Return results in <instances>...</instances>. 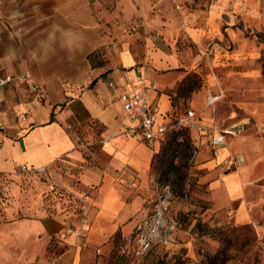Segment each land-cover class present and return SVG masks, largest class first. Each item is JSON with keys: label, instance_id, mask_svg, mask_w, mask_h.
<instances>
[{"label": "crops", "instance_id": "crops-1", "mask_svg": "<svg viewBox=\"0 0 264 264\" xmlns=\"http://www.w3.org/2000/svg\"><path fill=\"white\" fill-rule=\"evenodd\" d=\"M147 2L153 3L136 0L140 23L147 30L170 26L168 20L150 14ZM105 5V0H3L0 5V74H25L38 88L34 92L23 83L0 92V130L9 135L1 141L0 173H15L20 166L30 171L45 168L48 183L86 199L88 205V223L80 230V240L63 235L69 248L51 264H88L94 249L105 247L115 235L127 239L136 230L151 208L153 160L160 140L148 145L139 136L122 134L120 96L130 91L136 76H142L151 86L150 106L159 120L169 121L173 115L169 92L183 78L170 41L168 55L139 44L137 37L113 43L101 31L112 19ZM252 7L239 0L206 1L187 11L186 30L200 44L218 41L224 34L235 37L237 22L251 16L247 8ZM168 28L162 35L172 40ZM99 51L101 62L92 65L88 57ZM238 74L256 79L248 70ZM204 94V88L193 93L188 108L176 117L192 110L205 127L214 126L217 117L205 108ZM194 138L195 164L203 172L200 181L210 190L212 209L229 210V219L236 223H252L256 201L250 182L259 171L225 169L230 157L243 161L242 156L231 155L238 152L240 141L227 138V147L213 157L207 133ZM67 215L44 214L38 222H16L7 227L10 232L3 240L12 244L36 236L47 241L63 234L69 222L77 229L80 221L75 224ZM15 259L11 252V264Z\"/></svg>", "mask_w": 264, "mask_h": 264}, {"label": "rangeland", "instance_id": "rangeland-1", "mask_svg": "<svg viewBox=\"0 0 264 264\" xmlns=\"http://www.w3.org/2000/svg\"><path fill=\"white\" fill-rule=\"evenodd\" d=\"M105 1L104 10L112 19L102 25L105 27L101 31L113 43L119 45L137 37L139 44H149L150 50L168 55L171 48L167 41L171 42L179 63L177 71L183 74L169 92L171 113L175 116L187 109L192 94L204 88L202 101L217 117L214 126L241 129L235 137L240 141L239 150L231 155L242 156L240 168L250 171L254 168L259 175L250 182L256 201L254 221L236 223L229 219V210L212 209L210 190L200 181L203 172L195 162L190 165L191 156L184 157L189 155L183 145L187 135L179 134L177 140L172 139L173 135L164 137L159 141V155L153 160L149 201L152 204L163 186L170 187L171 214L177 222L171 243L157 246L138 259L124 252L123 239L115 235L105 247L93 250L88 264H209L207 259L215 256L217 264H264V0H239L254 7L247 8L251 16L237 22L238 34L231 38L224 34L222 39L204 44L190 38L185 19L187 11L213 0H178L179 8L171 0L147 2L150 14L170 22V26L159 24L158 29L150 26L149 30L140 23L141 8L136 0ZM166 28L172 40L162 35V29ZM100 59V51L88 57L92 65L99 64ZM247 70L255 73L256 79L239 76L238 73ZM210 97L217 100L207 106ZM4 136L9 135L2 129L0 146ZM48 182L44 174L27 173L20 168L12 174L0 173V264H11V252L16 264H51L69 248L65 231L49 236L47 241L36 236L12 244L3 240L11 224L38 222L44 214L63 212L70 214L75 224L81 222L79 198ZM73 226L69 222L67 229Z\"/></svg>", "mask_w": 264, "mask_h": 264}, {"label": "built area", "instance_id": "built-area-1", "mask_svg": "<svg viewBox=\"0 0 264 264\" xmlns=\"http://www.w3.org/2000/svg\"><path fill=\"white\" fill-rule=\"evenodd\" d=\"M179 8L178 0H171ZM3 0H0V5ZM26 83L32 91L38 88L35 83L25 74L1 75L0 92L16 84ZM112 88L113 84L109 83ZM151 86L146 83L140 75L135 77V82L130 91L121 94L120 99L123 105V115L121 117V132L130 136H139L146 144L151 145L168 133L177 129H184L192 140V152L190 165L195 162L197 148L194 136L201 132L207 133V138L212 150V156L216 157L218 151L226 146L227 138L237 137L241 129L236 126L207 128L203 125L201 116L192 110L185 111L171 120L164 118L159 120L157 112L149 104V90ZM217 97H210L207 106L212 105ZM226 170L241 169V161L230 157L225 163ZM20 169L27 173H46L45 168L28 170L25 166ZM121 174H118L116 181H121ZM128 188L131 184L127 185ZM172 191L169 186H163L156 194L150 210L141 219L136 230L127 238V247L133 257L142 259L152 249L157 246H167L171 243L172 235L175 232L176 224L171 214ZM81 203V222L77 229H66L68 236H73L75 242L80 240V230L88 223V205L84 198H79Z\"/></svg>", "mask_w": 264, "mask_h": 264}, {"label": "trees", "instance_id": "trees-1", "mask_svg": "<svg viewBox=\"0 0 264 264\" xmlns=\"http://www.w3.org/2000/svg\"><path fill=\"white\" fill-rule=\"evenodd\" d=\"M175 117H176V115H175V116L172 115V118H175ZM179 134H186V135H187V138L185 139L183 145H184V147L189 151V155H186V156H184V157L187 158V156H188V157L190 158V156H191V152H192V140H191L189 134H188L184 129H177V130H175V131L168 132V133H166V134L162 137V139H163L164 137H166V136L173 135V138H172V139H173V140H177ZM162 139H161V140H162ZM174 152H175V151H173L172 153H174ZM157 155H159V153H158ZM157 155H156V156H157ZM173 218H174L175 224H176V226H177L176 219H175V217H173ZM119 239H122V238L119 236ZM123 247H124V252L126 251L128 254L132 255V254L130 253L129 248L127 247V239H123ZM216 258H217V256H215V257H209L207 260H208L209 264H217V263H216Z\"/></svg>", "mask_w": 264, "mask_h": 264}]
</instances>
